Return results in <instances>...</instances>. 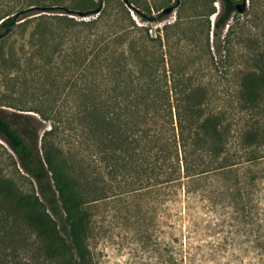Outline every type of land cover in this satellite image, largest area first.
I'll use <instances>...</instances> for the list:
<instances>
[{"label": "trees", "instance_id": "trees-1", "mask_svg": "<svg viewBox=\"0 0 264 264\" xmlns=\"http://www.w3.org/2000/svg\"><path fill=\"white\" fill-rule=\"evenodd\" d=\"M220 1L214 33L240 3ZM246 8L258 19L261 0ZM61 12L70 27L67 13L75 12ZM100 13L80 21L97 26ZM15 22L4 15L0 30ZM181 24L178 15L164 27V39L142 25L121 26L141 30L125 47L109 46L127 37L117 30L89 41L97 50L81 75L88 84L73 92L69 119L56 116L40 140L26 126L13 127L0 109V136L36 187L24 190L0 171V264H98L88 204L123 194L150 198L153 211L165 204L169 230L187 232L179 264H264V40L251 32L236 40L242 23L229 24L227 43L243 41L244 50L228 55V68L203 67L217 62L207 52L190 70L186 55L170 49L178 47Z\"/></svg>", "mask_w": 264, "mask_h": 264}, {"label": "rangeland", "instance_id": "rangeland-1", "mask_svg": "<svg viewBox=\"0 0 264 264\" xmlns=\"http://www.w3.org/2000/svg\"><path fill=\"white\" fill-rule=\"evenodd\" d=\"M128 2L0 0V20L7 14L16 18L10 29L0 30V109L13 127L21 131L26 126L36 131L40 140L56 116L63 121L69 119L77 99L73 92L88 84L85 75L81 77L87 56L91 50H97L90 48L88 42L96 37L106 38L111 30H117L118 34L126 33L130 30L122 28L130 23L142 25L148 28L150 36L160 34L164 39V27L181 15L182 24L176 28L174 39L178 41V47L170 49L186 55L190 70L198 68L197 56L206 55L207 52L217 62H206L203 67H209L212 72L228 68V55L245 48L243 41L237 43L236 40L244 39L250 32L264 40V0H261L262 12L258 19L247 12V8L244 11L236 9L229 23L217 33L213 32V23L216 13L222 8L220 0ZM246 4L248 6L249 0H246ZM168 6H171V10L161 19H155ZM26 8L27 11H22ZM61 10L75 12L67 13L73 18L70 27L56 15L62 14ZM137 11L154 17L143 20ZM99 13L97 26L89 28L80 21L95 18ZM239 23H242L237 34L239 39L235 37L233 44L227 43L226 40L230 41L233 36L229 24ZM132 33L138 35L141 30L126 33V38L120 37H124L121 42L115 38L109 46L125 47ZM111 48L107 52L117 53L118 50ZM164 49L166 51L168 45L164 44ZM42 111L48 116L46 119L41 116ZM63 125L67 127L66 122ZM65 130L61 138L69 133V130ZM22 135L28 141V136L25 133ZM15 160L11 148L0 136V171L12 175L24 190L35 192L34 182L20 170ZM184 204L181 199L180 207ZM88 206L92 213L90 247L98 264H179L181 242L187 232L184 229L169 230L164 203L157 204V209L153 211L150 198L139 199L131 194H123L90 202ZM152 215H155L156 221L150 222ZM226 260L223 258L222 262Z\"/></svg>", "mask_w": 264, "mask_h": 264}, {"label": "water", "instance_id": "water-1", "mask_svg": "<svg viewBox=\"0 0 264 264\" xmlns=\"http://www.w3.org/2000/svg\"><path fill=\"white\" fill-rule=\"evenodd\" d=\"M246 7V0L241 1L240 3L237 4V9L239 11H243L244 8ZM171 10V6L165 7L164 9H162V11H170Z\"/></svg>", "mask_w": 264, "mask_h": 264}]
</instances>
